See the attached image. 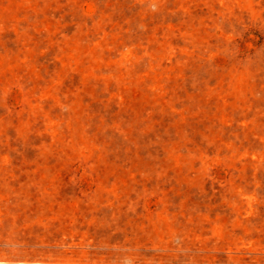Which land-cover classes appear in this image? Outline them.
Segmentation results:
<instances>
[{
  "label": "rangeland",
  "instance_id": "obj_1",
  "mask_svg": "<svg viewBox=\"0 0 264 264\" xmlns=\"http://www.w3.org/2000/svg\"><path fill=\"white\" fill-rule=\"evenodd\" d=\"M0 264H264V0H0Z\"/></svg>",
  "mask_w": 264,
  "mask_h": 264
}]
</instances>
